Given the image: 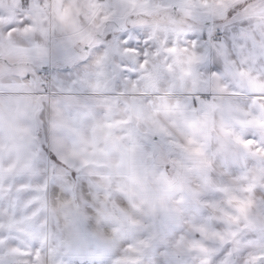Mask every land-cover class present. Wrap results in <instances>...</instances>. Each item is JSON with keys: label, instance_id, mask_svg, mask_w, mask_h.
<instances>
[{"label": "clouds", "instance_id": "9594fccd", "mask_svg": "<svg viewBox=\"0 0 264 264\" xmlns=\"http://www.w3.org/2000/svg\"><path fill=\"white\" fill-rule=\"evenodd\" d=\"M0 264H264V0H0Z\"/></svg>", "mask_w": 264, "mask_h": 264}]
</instances>
